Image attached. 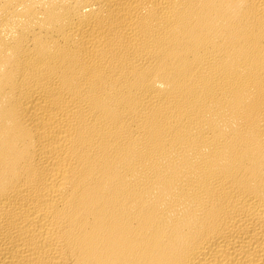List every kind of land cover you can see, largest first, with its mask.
Listing matches in <instances>:
<instances>
[{
	"label": "bare ground",
	"instance_id": "1",
	"mask_svg": "<svg viewBox=\"0 0 264 264\" xmlns=\"http://www.w3.org/2000/svg\"><path fill=\"white\" fill-rule=\"evenodd\" d=\"M0 264H264V0H0Z\"/></svg>",
	"mask_w": 264,
	"mask_h": 264
}]
</instances>
